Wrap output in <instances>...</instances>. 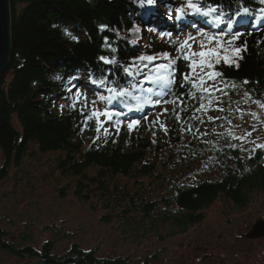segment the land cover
<instances>
[{"label":"trees","instance_id":"1","mask_svg":"<svg viewBox=\"0 0 264 264\" xmlns=\"http://www.w3.org/2000/svg\"><path fill=\"white\" fill-rule=\"evenodd\" d=\"M10 1L11 58L0 74V147L5 165L0 178L11 166L20 169L26 158H46L54 165L61 198L70 194L135 246L144 240L163 242L187 233L206 220V212L217 202L240 211L259 195L264 196V148L220 144L210 149L198 139L188 140L190 135L184 128L203 113L206 93L187 84L181 86L180 73L188 71L183 61L179 62L176 86L163 97L175 99L176 104H147L153 107L150 112H136L126 106L135 104L130 97L112 103L99 99L111 95L107 88L130 83L136 86L135 94L145 99L150 96L149 88L159 91L158 85L141 81L143 72V79L140 74L128 77L121 65L141 55H176L175 46L158 34L167 27L161 17L167 13L162 9L159 16L152 17L154 6H141V0ZM171 2H176L178 9L185 7L187 0H157L158 6L165 3L162 7L168 9ZM193 2L215 7L213 17L219 15L224 21L236 20L237 12L249 9L241 20L249 26L242 30L240 23L235 25L242 34L226 53L233 57L232 49L243 48L246 42L247 50L235 58L239 67L221 61L215 70L227 80V85L222 84L228 87L229 95L248 93L246 97L264 105V25H260L264 23V0ZM186 12L184 18L171 22L178 31L172 33L173 39L183 41L189 34L197 36L198 31H229L226 24L216 27L209 23L213 17L193 15L191 9ZM249 19L258 21L255 27ZM134 26L141 31L133 32ZM200 50L197 41L193 51ZM100 56L115 58L118 64H105ZM102 78L107 80L104 86L92 82ZM245 80L249 83L243 84ZM77 90L80 100L87 96L91 106L75 102ZM151 98L157 99L154 94ZM93 100L103 110L108 107L122 113L104 123L108 130L102 126L97 130L95 119L85 120ZM164 108L168 111L163 112ZM162 112L170 121L167 131L158 123ZM118 120L124 123L117 125ZM131 120L140 124L129 130ZM190 154L194 161L201 160L208 176L185 175L182 164ZM21 229L12 233L0 224V251L18 264H152L158 256L157 250L143 258H136L134 252L104 256L100 247L84 249L77 241H71L60 254L56 243L67 238L62 228L45 226L50 237L36 245L32 231Z\"/></svg>","mask_w":264,"mask_h":264},{"label":"rangeland","instance_id":"2","mask_svg":"<svg viewBox=\"0 0 264 264\" xmlns=\"http://www.w3.org/2000/svg\"><path fill=\"white\" fill-rule=\"evenodd\" d=\"M171 3L176 5V2ZM9 5L11 31L10 0ZM155 9H162L165 13L171 11L162 5ZM173 13L176 18L180 17L177 11ZM215 46V43L210 45ZM199 71L200 69L197 72ZM205 79V87L213 85L212 80L207 77ZM215 86L223 91H215L211 96L204 95L203 113L199 119L184 128L190 135L188 140L198 139L210 149L220 144L242 147L264 145V107L246 97L243 92L241 95H229L228 87L218 79ZM89 100L82 98L79 102L85 105ZM98 105L96 102L95 107L100 109ZM209 117L213 119L209 120ZM159 120L162 128L169 123L164 114L159 116ZM95 124L98 126L96 121ZM102 128L108 130V125L105 124ZM185 157L182 166L187 177L208 176L206 169L200 165L201 160L194 161L195 156L191 154ZM3 164L4 154L0 148V168ZM53 166L46 158L40 161L26 158L20 169L11 166L4 172L7 175L0 178V224L9 232L13 233L21 228L32 231L35 235L33 244L36 245L42 239L50 237L49 232H45V226L62 228L67 238L56 243V251L60 254L71 241H77L84 249L100 247L104 256L134 252L136 258H143L153 255L151 251L157 250L158 256L152 260V264H264V237L249 240L244 236L258 220L264 218L262 195L248 208L240 211L229 210L225 203L217 202L206 212V220L187 233L163 242L144 240L139 246H135L114 229L113 225L101 222L99 213L90 211L70 194L61 198L56 189L58 185L55 183L56 172ZM0 264H18V261L0 251Z\"/></svg>","mask_w":264,"mask_h":264},{"label":"snow or ice","instance_id":"3","mask_svg":"<svg viewBox=\"0 0 264 264\" xmlns=\"http://www.w3.org/2000/svg\"><path fill=\"white\" fill-rule=\"evenodd\" d=\"M157 0H141V6H145V4L149 7L155 6ZM186 9H191L193 15H199L203 18H210L213 17V14L217 12L215 7L207 6V7H200L199 3H194L193 0H187L185 7H181L176 9L178 13H180V18H184L188 13ZM264 11V10H262ZM249 12L248 8H244L243 13L237 12L236 20H228L224 21L221 16L216 15L213 19L208 20L209 23H213L216 27H219L220 24H226L229 31H221L220 33H211V32H204L198 31L197 36H192L189 34L183 41L179 40V38L173 39L172 33L170 31H161L159 32V36L161 38H167L170 46H175L176 55L173 56L169 52L163 53H155L153 55H141L139 57L133 58V60L127 65H121L124 74L128 77H136L140 73H144V80L148 83L158 85L159 91L154 88H149L147 91L149 92L150 96L145 99L143 96H138L135 94V85L129 84L127 87L115 86L107 88V92L111 93L110 96L101 95L99 99L101 101L107 102H114L117 100L123 101L125 98H131V100L135 101V104H126L129 111H136V112H143L145 104H176V100H165L163 99L172 89L176 86V74L180 70L179 62H184V67L188 69L187 72H181V86L187 84L190 89H195L196 91L200 92L201 94H211L215 91H223V89L218 88L215 86L216 79L219 77L221 83H225L227 85V80L223 77V73L221 71H216V65L220 64L221 61L224 62L225 65L231 66L235 64L236 67H239L238 63H236V57H239V53L241 51L247 50V44L245 42L243 48H233V57H229L226 53L228 52V46L232 45L237 41L241 34L240 32L235 30V25L240 23L242 18L246 16ZM171 19V17H169ZM103 30V27L101 28ZM155 29H149V31H154ZM133 32H140L141 29L139 26H134L132 29ZM68 35H71L68 33ZM72 39H76V37H72ZM199 42L200 51L196 52L193 51V45L196 42ZM215 42V47H210L212 43ZM133 44L136 43L135 40L132 41ZM223 49V54L221 52ZM113 52L116 49H112ZM100 61H103L105 64L116 65L118 61L115 58H109L107 56H100ZM158 60L165 61L164 63H155ZM199 68L200 71L197 72L196 69ZM144 69H148L147 72H144ZM205 69H212L211 72H206ZM208 79L213 81V85H209L205 87L207 84ZM57 79H60L57 76ZM93 83H97L100 86H104L107 82L106 78H102L99 80L92 81ZM243 84H248V81H243ZM235 87V85H232ZM75 87V85H73ZM71 91V89H69ZM143 91V89H141ZM151 94H154L157 99L153 100L151 98ZM195 95V92L191 93ZM175 95V93H173ZM247 96L248 93H245ZM81 98V94L79 90L74 93V99L76 103H79ZM178 99V97H177ZM84 100L87 101V96H84ZM259 103V101H257ZM93 108L89 111V113L85 116V120L95 119L98 125L97 130L104 123L108 121L114 120L115 117L122 115L119 111L115 110L114 108L106 107L104 110H100L95 107L96 101H92ZM264 106V105H262ZM75 107V104H73ZM84 107H87L85 103ZM223 111V109H218ZM168 109L164 108L163 112H167ZM83 113V108L81 109ZM163 112L161 114H163ZM101 117L104 119L101 120ZM146 119V117H144ZM179 118V117H177ZM213 119L209 117V120ZM117 125L123 124L124 121H116ZM139 120H131L127 123V128L132 130L134 127L139 126ZM167 131V129H164ZM251 135V133H249ZM260 147L264 148V145H260Z\"/></svg>","mask_w":264,"mask_h":264},{"label":"water","instance_id":"4","mask_svg":"<svg viewBox=\"0 0 264 264\" xmlns=\"http://www.w3.org/2000/svg\"><path fill=\"white\" fill-rule=\"evenodd\" d=\"M10 22L9 0H0V74L7 69L11 55ZM245 236L254 240L263 238L264 219L258 220Z\"/></svg>","mask_w":264,"mask_h":264},{"label":"bare ground","instance_id":"5","mask_svg":"<svg viewBox=\"0 0 264 264\" xmlns=\"http://www.w3.org/2000/svg\"><path fill=\"white\" fill-rule=\"evenodd\" d=\"M156 6H158V3H157V2H156V4H155L154 8H155ZM150 14H151V9H149V15H150ZM157 16H159V15L154 14L152 17H157ZM169 17H171V19H170ZM179 19H180V17H179V18H176V17L174 16L173 11L168 12L167 15H166L164 18H162L163 21H168V22L176 21V20H179ZM260 25H264V23H262V24H260ZM244 26L248 27V26H249L248 22H246V21H241L240 24L238 25V27H239L240 29H242V30L244 29ZM258 26H259V25H258ZM139 77H140L141 79H143V77H142L141 74H140ZM141 81L144 83V79L141 80ZM146 83H147V82H146ZM145 85H147V84H145ZM239 95H241V94H239ZM152 108H153L152 106H148L147 104H145L144 112H145V111L150 112ZM147 112H146V113H147ZM169 123H170V121H169ZM169 123H168V125H169ZM0 148H1V147H0ZM1 150H2V149H1ZM2 152H3V151H2ZM4 166H5L4 164L1 165L0 171L3 170V167H4Z\"/></svg>","mask_w":264,"mask_h":264}]
</instances>
